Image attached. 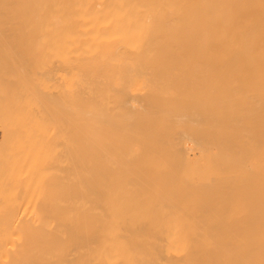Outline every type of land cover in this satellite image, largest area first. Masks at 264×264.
Instances as JSON below:
<instances>
[{
	"label": "bare ground",
	"instance_id": "obj_1",
	"mask_svg": "<svg viewBox=\"0 0 264 264\" xmlns=\"http://www.w3.org/2000/svg\"><path fill=\"white\" fill-rule=\"evenodd\" d=\"M150 200L226 202L230 264H264V0H0V264H154L113 225Z\"/></svg>",
	"mask_w": 264,
	"mask_h": 264
},
{
	"label": "rangeland",
	"instance_id": "obj_2",
	"mask_svg": "<svg viewBox=\"0 0 264 264\" xmlns=\"http://www.w3.org/2000/svg\"><path fill=\"white\" fill-rule=\"evenodd\" d=\"M145 201H146V200H145ZM151 201H152V200H150V202H148V203H150V205L153 204L154 200H153L152 203H151ZM162 201L164 202V201H166V200H162ZM168 201H169V203L171 202L170 200H167V202H165V204L162 203V205H163V204L166 205V204L168 203ZM178 201H181V200H172V202H171V204H172L173 202H174V203L176 202V203H177V206H176V203H175V204L173 203V204H172L173 206H172L171 204H167V208H168V209H167V208H166V209H167V214H168L169 217H168V216L166 217L167 214L165 213V207L162 209L163 206L161 207V206H159V205H155V202H157V200L154 202L153 206L151 205L153 208H152V207L150 208V205H149L147 202H144V203H147V204H146V205L148 206V207H146L147 209H144L145 207L142 206V205H145L144 203H143L142 205H140L141 202L139 201V202H140V203H139V202L136 201V202L139 204V208H135V207H133V208H134L133 210H135V212H136L137 209H139L138 212H140L141 215L144 214V217L146 216V214H147V216H148V214H149V217H148V218H145V220H143V219H144L143 216L139 219V217H140V216H139L140 213H135V212H133V210L131 209L132 205L130 206V209H131L132 213H131L130 210H126V211H127L126 213H122L125 217L121 216V214L119 213V212L121 211L120 209H119L120 211H117V214H118L117 216H116V215H114V216L112 215L113 211L115 212L116 209H114V210L112 209L113 211H110V212H112V213H110V214H109V212H108L110 209H107V212H108L107 214H109L110 217H111V215H112V217H113L112 220L114 219V221H115V218H116V217L118 218V216H120L119 220H117V218H116V221L113 222V225H114L116 222H117L116 224L120 223V222H118V221H121L120 219L123 220V221H121L122 224H123V222H125L124 224H126V223H127V220L130 221V222H128V223H130V224L132 223L131 225H128V228H129V229L126 230V231L129 232V234H130L129 236H130V237L134 235L133 237H131V238H134V239H132V242H134V243H132V244H133V246L135 245L134 247H135V248H138V250H139V249H143V248H141V247L139 248L138 246L136 247V245H138L137 243H139V240H140V239L142 240V239H144L145 236H146L145 242H143V241H141V240H140V242H142V243H146V244H145L146 246H147L148 244H151V245L154 246V247H149V245H148V250H147V251H145V250H142V251H141V250H140L141 253H142L143 251H145L146 254H145V253L141 254L140 251H139V252H138V251H136V252L134 251V253L136 254V253L138 252V253H137L138 255H140V256L143 255V259H145L146 256H147V257H148L147 260H149V262H150V260H151V261L154 262V264H155L158 260H160V261H158V263H156V264H163V263H166L168 257H167V258L165 257V254H164V253H165L166 251L161 249V248H163L161 243L165 242L164 237L167 235V234H165L164 231H166V229H172V228H170V225H171V227H173V226H172L173 223H170V222H172V221L174 222L175 219H176V220H180V221H182V222L179 221L177 226H176L177 222H174L175 226L173 227V229H176L177 231H178V228H179V227H181L182 229L180 228V229H179V232H178V234H177L178 236L181 235L179 238H178V236H177V238L173 237L175 240H177V241L174 242V244H175V246H177V247L180 246V248H181V246H182L183 250L181 249V251H180V249L177 248V250H179L178 252H180V254H177V253L174 254V252H173L174 255L172 254V256H175V257H172V256H171V257H172L171 259H174V260H171V259H170L172 264H173V263H174V264H180L179 262H182V264H184V263H185V264H186V263H187V264H203V263H204V264H209V263H210V264H228V263L230 264V262H229V261H230V256L228 255V254H229V249H227V248H229L230 243H231V241H230L231 238H230V240H229L228 238H229V233L231 234L232 231H229V230H232L233 227H232V225L229 224L230 221H228V219H227V220L225 219V217H227V216H223L222 214L220 215V213H219V212H222L224 215L226 214V213H224L225 203H226V202L223 203V202L221 201V202L223 203V204H221V206L224 205V206H222L224 209L221 210L222 208L220 207L221 209H219V208H218V209L221 210V211L218 212L217 207H216V206H217L216 204H218V205L220 206V204H219L220 201H218V200H215V201H214V200H213L212 203H211V201H210L211 206L214 207L213 209L216 210L217 212H216V211H215V212L219 214V215L217 214L218 216H220V218H219L216 214H214L215 212L213 211L212 214H214V216H216V217L214 218L213 215L209 214V213H210V210H207V211L209 212L208 214L211 215V216H209L208 214L206 215L207 212H204L205 214H204L203 212H200V211H203L205 208L207 209V206H208V205H207V206L205 207V203H203L202 201H198V202L196 201V202H195L196 205H195V207H194L193 205H194L195 203L191 206L192 203H191V202H188V200H186V201H185V202H187L186 204H188V203L190 204V205H188V206L191 207V211L189 210L190 208H188V209L186 208V207H188V206H186V205H185L186 207L183 206V205H184V202H183L184 200L182 201L183 203L181 202V204H183L182 207L180 206L181 204H180V202H178ZM216 201H217V202H216ZM96 202H97V201H96ZM98 202H99V201H98ZM107 202H108V201H107ZM126 202H128V201H126ZM126 202H125V203H122V204H126ZM131 202H132V201H131ZM133 202H135V201H133ZM136 202H135V203H136ZM158 202H161V200H160V201L158 200ZM192 202H193V201H192ZM204 202H205V201H204ZM206 202H207V204H209V203H208L209 201H206ZM213 202H216V203H214L215 205L213 204ZM93 203L95 204V201L92 202V204H93ZM105 203H106V202H105ZM105 203H104V204H105ZM115 203H119V204H120L121 202L116 201ZM115 203H114V202H111V203H109V204H115ZM129 203H130V202H129ZM135 203L133 204V206L135 205ZM137 203H136V205H137ZM199 203H200V204H199ZM100 204H103V202L100 201ZM130 204H131V203H130ZM130 204H129V205H130ZM156 204H157V203H156ZM202 204H203L204 206H203ZM96 205H98V203H97ZM154 205H155L158 209L155 208ZM168 205L171 206V208H172L171 211H172V210H173V211L175 210V215H173L174 212L171 213V211H170V212L168 211L169 208H170ZM198 205H199V208H198ZM141 206H142V208H141ZM196 206H197V207H196ZM128 207H129V206H128ZM128 207H127V208H128ZM136 207H137V206H136ZM143 207H144V208H143ZM159 207H161V209L164 211L165 214H164L163 212H157L158 214H159V213H162V215L160 214V216H159V215L157 216V214H156V216H155V215L153 216V212L156 211L155 209L159 210V209H160ZM179 207H181V208L178 209ZM200 207H201V208H200ZM203 207H204V208H203ZM212 207H211V208H212ZM140 208H141V209H140ZM149 208L152 209V210H151V214H152V215H150V213H147V212H150ZM173 208H177L178 211H177V209H173ZM182 208H183V212L186 211V213L188 214L187 216H186L185 213L183 214V212H182V213L180 212V211L182 210ZM196 208H197V210L200 209L199 212L196 210L197 213L194 212ZM211 208H208V209H211ZM215 208H216V209H215ZM98 209H99V208H98ZM98 209H96V212H97ZM153 209H154V210H153ZM192 209H193V210H192ZM213 209H211V210H213ZM102 210H103V209H102ZM102 210L99 209L98 212H99L100 214L97 215V218H96V219H95V216H96V215H92V214H90V215L95 219V222L97 221V222H96V226H99L100 224L102 225L103 223H105V222H103V221H106V220L109 218V216L105 217V215H103V216L105 217V219H104V220H101V219L98 220V216H100V215L102 216V214H106V213L102 212ZM105 210H106V209H105ZM117 210H118V209H117ZM124 210H125V209H124ZM124 210H123V211H124ZM140 210H144V211H145V210H146V211L148 210V211L146 212V214H145V212L142 214V212H141ZM187 210H189L190 212H189V211L187 212ZM100 211H101V212H100ZM152 211H153V212H152ZM176 211H177V212H176ZM205 211H206V210H205ZM93 212H94V210H93ZM121 212H122V211H121ZM168 212L171 214L172 217H170V214H169ZM178 212H179V213H178ZM225 212H226V210H225ZM88 213H90V212L88 211ZM88 213H87V216L89 215ZM91 213H92V211H91ZM128 213H129V214H128ZM155 213H156V212H155ZM176 213L181 214V215H176ZM190 213H191V214L194 213V214L191 215ZM199 213H201L202 215L204 214V215H206L207 217L203 215L204 217H206V218H203V216H202L201 214H199ZM93 214H95V212H94ZM119 214H120V215H119ZM125 214H128V217H127V215H125ZM130 214H132L134 217H133L132 215H131L132 217H130V216H129ZM136 214H137V215H136ZM138 214H139V215H138ZM182 214H183V215H182ZM189 214H190V215H189ZM196 214H197V215H196ZM198 214H199V215H198ZM90 215H89L88 217L86 216V218L88 219L89 217H91ZM163 215L165 216V219H164L163 221H161V220L164 218ZM194 215H195V216H194ZM226 215H227V214H226ZM101 216H100V218H101ZM115 216H116V217H115ZM136 216H137V217L139 216L138 219H137ZM147 216H146V217H147ZM151 216H152L153 218H151ZM161 216H162V217H161ZM177 216H181V218H179V217H177ZM182 216H183V217H182ZM185 216H186V217H185ZM188 216H189V217H188ZM208 216H209V218H208ZM221 216H223L225 220H224L223 217H221ZM73 217H75V216H73ZM154 217H156L155 220H154ZM157 217H158V218H157ZM176 217H177V218H176ZM187 217H188V218H187ZM194 217H196V218H194ZM198 217H199V218H198ZM200 217H201L202 219H204V220H205V219H209V221H208V220H205V221H204V220H202ZM211 217H212V219H211ZM217 217H218L219 219H221V218H222V219L219 220V221H218V220L216 221V218H217ZM93 218H92V219H93ZM129 218H130L131 220H130ZM149 218H150V219H149ZM160 218H161V219H160ZM167 218H168V219H167ZM172 218H175V219H172ZM213 218H214V219H213ZM228 218H229V217H228ZM72 219L74 220V218H72ZM72 219H71V220H72ZM92 219H90V220H92ZM102 219H103V218H102ZM109 219H110V218H109ZM109 219H108L107 222H106V223H107V226H108V225H110V226L112 225V222L110 223V221H112V220L110 219V221H109ZM135 219H137V220H136L137 222H135ZM189 219H190V220H193V222L191 223ZM210 219H211V220H210ZM100 220L102 221V223H100V222H101ZM124 220H126V221H124ZM140 220H142L141 222H149V221H152V220H153L152 222H154V224H153L152 226H151V223H150V222H149V223H150V226H149V223H147V225H146V223H141V224H139V223H140V222H139ZM148 220H149V221H148ZM157 220H158V221H157ZM183 220H184V221H183ZM185 220H186V221H185ZM194 220H195V221H194ZM213 220H214V221H213ZM223 220H224V222H223ZM88 221H89V219H88ZM92 221H94V220H92ZM98 221H99V223H98ZM131 221H133L135 224H134L133 222H131ZM188 221H189V222H188ZM196 221H197V222H196ZM207 221H208V223H207ZM215 221H216V222H215ZM221 221L223 222V224H224L223 226H224V227L222 226V224H219V223H218V222H221ZM225 221H227V222H229V223L227 224ZM95 222H94V223H95ZM157 222H158V223H157ZM165 222H166V223H165ZM183 222H184L185 225H186L187 222H188L189 225L187 224V227H186L184 224H181V223H183ZM185 222H186V223H185ZM198 222H200V223H201V222H202V223H203V222H204V223L206 222V223H205V224H201V225L199 226ZM211 222H213V223H211ZM214 222H215V223H214ZM108 223H110V224H108ZM128 223H127V224H128ZM156 223H157V224H156ZM161 223H162V224H161ZM163 223H164V224H163ZM179 223H180L181 225H180ZM194 223H195V224H194ZM98 224H99V225H98ZM122 224L120 223V225H122ZM136 224H137V225H136ZM197 224H198V225H197ZM206 224H207V225H206ZM135 225H136V227H135ZM143 225H145V226H143ZM165 225H166V226H165ZM192 225H193V226H192ZM202 225H204V226H202ZM205 225H206V226H205ZM228 225H230V226H228ZM147 226L149 227V230H147V229H148ZM188 226H190V227L192 226V227H191V228H188ZM198 226H199L200 229L198 228ZM201 226H202L204 229L201 228ZM209 226H210V227H209ZM212 226H214V228H216L215 231H214V228H213ZM225 226H226V227H225ZM137 227H138V228H137ZM139 227H140V229H139ZM142 227H143V228H142ZM150 227H151V228H150ZM161 227H162V229H161ZM184 227H185V228H184ZM221 227H222V229H221ZM72 228H73V226H71V229H70V230H71V231L73 230V232H75L74 228H73V229H72ZM132 228H133V229H132ZM141 228L144 230V232L141 230ZM183 228H184L185 232H184ZM197 228H198V230H197ZM206 228H207L208 230H207ZM223 228H224L225 230H224ZM84 229H87V228H84ZM84 229H82V232H84V233H82V232L79 230L80 233L78 232V234H79V237H78V235H77L78 238H80V237L82 238V237H84V236L89 235V236H88V240H89V241H90V239H91V240H92V243H93V242H95L94 240L96 239V242H97V241L99 242V240L101 239V236H100L101 233H99V229H94L95 232H94V230H92V231L94 232V234H93V232H92L91 230L87 229V230L85 231ZM130 229H131V230H130ZM159 229H160V230H159ZM186 229H187V231H186ZM189 229H190V230H189ZM202 229H203V230H202ZM220 229H221V230H224V231H223V234H224V233H226V234L223 235V234H222V231H221ZM228 229H229V230H228ZM83 230H84V231H83ZM137 230H138V231H137ZM151 230H152V231H151ZM180 230H182V232H184L185 234L182 233V232H180ZM200 230H201V232H200ZM209 230H211L212 233H211V231H209ZM71 231H70V232H71ZM88 231H89V232H88ZM126 231H125V233H126ZM130 231H132V232L130 233ZM133 231H136V232L134 233ZM141 231H142V232H141ZM145 231H146V232H145ZM147 231H148V232H147ZM150 231H151V233H150ZM157 231H158V232H157ZM216 231H220L219 234H221L222 236L219 235L218 232H216ZM73 232H71V233L73 234ZM87 232H88V233H87ZM90 232H91L92 234H91ZM138 232H139V233H138ZM140 232H141V234H140ZM155 232H156V235H155ZM159 232H161V233H159ZM163 232H164V233H163ZM187 232H188V233H187ZM205 232H206V233H205ZM215 232H216V235L219 236L220 238H219V237L216 238V237H217L216 235L213 236V235L215 234ZM227 232H228V235H227ZM81 233H82L84 236H82ZM85 233H86V235H85ZM89 233H90V234H89ZM132 233H134V234H132ZM137 233H138V234H137ZM146 233H147V235H146ZM157 233L159 234V237L162 236V237L160 238V240H163V242H162V241L160 242ZM179 233H180V235H179ZM201 233H203V234H201ZM204 233H205V234H204ZM207 233L209 234L208 236H207ZM213 233H214V234H213ZM72 234H71V235H72ZM76 234H77V232H75L73 235L75 236ZM97 234H98V235H97ZM126 234H127V233H126ZM131 234H132V235H131ZM139 234H140V235H139ZM142 234H143L144 236H143ZM150 234H151V235H150ZM162 234H164V236H163ZM153 235H154L155 237H154ZM186 235H187V236H186ZM211 235H212L213 238H214V240H213L214 242L211 241V240L213 239L212 237H210ZM226 235H227V237H226ZM91 236H92V237H91ZM93 236H95V237H93ZM99 236H100V237H99ZM136 236H137V237H136ZM147 236H148V237L150 236V237L147 239ZM182 236H183V238H185V237H186V238L183 239ZM188 236H189V237H188ZM198 236H199V237H198ZM223 236H224V237H223ZM142 237H143V238H142ZM167 237H169V236H167ZM167 237H165V239H167ZM190 237H191V238H190ZM202 237H203V238H202ZM207 237H208V239H207ZM209 237H210V238H209ZM230 237H231V236H230ZM72 238H73V236H72ZM93 238H94V239H93ZM99 238H100V239H99ZM136 238H137V239H136ZM180 238H181V239H180ZM199 238H200V240H199ZM221 238H222V240H219V239H221ZM225 238L228 239V241H225V240H226ZM98 239H99V240H98ZM149 239H151V240H149ZM153 239H154L155 241H156V240L158 241L159 244H157V247H156L155 245H153V244L157 243V242H155ZM179 239H180V240H183L182 245H180V244H181V241H180ZM188 239L190 240V242H188ZM135 240H136V242H135ZM147 240H148V241H147ZM185 240H186V241H185ZM197 240H198V242L196 243ZM206 240H207V241H206ZM209 240H210V241H209ZM217 240H218L219 242H218ZM137 241H138V242H137ZM150 241H151V242H150ZM152 241H153L154 243H153ZM179 241H180V242H179ZM184 241L187 242L188 245H187V243H184ZM194 241H195V242H194ZM229 241H230V242H229ZM96 242H95V243H96ZM148 242H150V243H148ZM226 242H227L228 245L226 244ZM95 243H93V244H95ZM142 243H141V244H142ZM152 243H153V244H152ZM177 243H178V244H177ZM183 243H184V245H183ZM190 243H191V244H190ZM97 244H98V243H96L95 245H97ZM139 244H140V243H139ZM163 244H166V242L163 243ZM216 244H217V245H216ZM218 244H219V245L222 244V245L219 246ZM145 245H144V246H145ZM189 245H190V246H189ZM198 245H199V246H198ZM206 245H207V246H206ZM141 246H142V245H141ZM158 246L160 247V252H159V247H158ZM188 246H189V247H188ZM223 246H224V247H223ZM186 247H187V248H186ZM205 247H206V248H205ZM207 247L209 248V250H208ZM222 247H223V248H222ZM144 248H146V247H144ZM152 248H153V249H152ZM156 248H157V249H156ZM184 248H185V249H184ZM225 248H226V249H225ZM150 249H151L152 256H151V253L149 254ZM154 249H155V251H153ZM175 249H176V247H175ZM134 250H136V249H134ZM161 250H162V251H161ZM177 250H174V251H177ZM156 251H157V253H155ZM222 251H223V252H222ZM225 251H228V252L226 253ZM72 252H73V253H72V255H71V256H72V257H71V258H72V259H71V262L74 261L73 258L75 259V252H74V251H72ZM147 252H148V253H147ZM191 252H192V253H191ZM212 252H213V253H212ZM182 253H183V254H182ZM222 253H223V254H222ZM135 254H134V255H135ZM137 254H136V255H137ZM144 254H145V255H144ZM148 254H149V255H148ZM153 254H155V256H154ZM192 254H193V255H192ZM195 254H196V256H195ZM211 254H212V255L214 254V255L212 256ZM225 254H227V255H225ZM136 255H135V256H136ZM138 255H137V256H138ZM157 255H158V256H157ZM166 255H167V252H166ZM180 255H183V256L181 257ZM186 255H187V256H186ZM221 255H222V256H221ZM144 256H145V258H144ZM177 256H180L181 258H183V260H181L180 257H177ZM198 256H199V258H198ZM138 257H139V256H138ZM138 257H137V258H138ZM151 257H152V258H151ZM153 257H155V259H153ZM163 257H164V258H163ZM188 257H189V258H188ZM226 257H228L229 260L226 259ZM177 258H178V259H177ZM139 259H140V258H139ZM141 259H142V257H141ZM156 259H157V260H156ZM176 259H177V260H176ZM191 259H192V260H191ZM202 259H203V260H202ZM210 259H211V260H210ZM218 259H219V260H218ZM223 259H224V260H223ZM72 260H73V261H72ZM145 260H146V259H145ZM170 260H169V261H170ZM190 260H191V261H190ZM196 260H197L198 262H197ZM227 260H228V262H227ZM172 261H173V262H172ZM183 261H184V262H183ZM185 261H186V262H185ZM189 261H190V262H189ZM75 262H76V261H75ZM199 262H200V263H199ZM224 262H225V263H224ZM226 262H227V263H226ZM167 263H168V261H167ZM171 263H170V264H171ZM73 264H74V263H73Z\"/></svg>",
	"mask_w": 264,
	"mask_h": 264
}]
</instances>
